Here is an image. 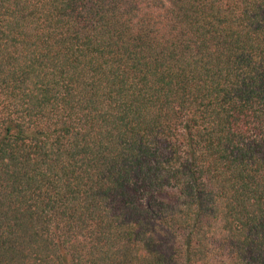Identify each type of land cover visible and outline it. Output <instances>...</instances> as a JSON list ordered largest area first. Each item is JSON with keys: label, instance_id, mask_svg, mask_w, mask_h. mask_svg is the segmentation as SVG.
<instances>
[{"label": "trees", "instance_id": "obj_1", "mask_svg": "<svg viewBox=\"0 0 264 264\" xmlns=\"http://www.w3.org/2000/svg\"><path fill=\"white\" fill-rule=\"evenodd\" d=\"M0 264H264V0H0Z\"/></svg>", "mask_w": 264, "mask_h": 264}]
</instances>
